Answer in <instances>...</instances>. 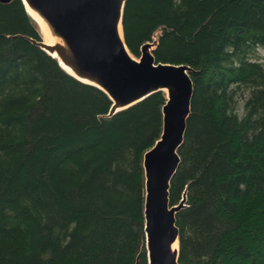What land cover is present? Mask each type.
Listing matches in <instances>:
<instances>
[{"label": "trees", "instance_id": "16d2710c", "mask_svg": "<svg viewBox=\"0 0 264 264\" xmlns=\"http://www.w3.org/2000/svg\"><path fill=\"white\" fill-rule=\"evenodd\" d=\"M135 58L186 65L190 115L169 201L179 264H264V0H126ZM20 36L0 2V264H147L143 154L162 131V92L105 118L111 101Z\"/></svg>", "mask_w": 264, "mask_h": 264}, {"label": "water", "instance_id": "95a60500", "mask_svg": "<svg viewBox=\"0 0 264 264\" xmlns=\"http://www.w3.org/2000/svg\"><path fill=\"white\" fill-rule=\"evenodd\" d=\"M10 1L0 0L5 4ZM20 1L24 8L26 5L39 15L51 36L61 43L49 45L41 39L20 37L55 59L77 81L103 91L111 101L103 117L111 118L159 91L167 93L160 137L143 154L142 161L145 252L147 264H179L176 215L185 207L186 192L176 205L170 204L169 196L191 111V68L155 61L153 51L158 44V33L141 47L139 58L131 55L122 26L126 0ZM138 262L137 257L135 264Z\"/></svg>", "mask_w": 264, "mask_h": 264}, {"label": "bare ground", "instance_id": "6f19581e", "mask_svg": "<svg viewBox=\"0 0 264 264\" xmlns=\"http://www.w3.org/2000/svg\"><path fill=\"white\" fill-rule=\"evenodd\" d=\"M24 9H25V12L27 13V15L30 17V19L33 20L37 24V26L39 27V30H40V32H41V34L43 36L42 41L45 44L53 45V44H56V43H61L60 40H58L57 38H54V37L51 36L50 32L48 31V28H47L46 24L39 18V15L35 11L31 10L26 5H25ZM118 33H119L120 39L122 40L123 39V37H122V29H121L120 25L118 27ZM53 56L56 57V55H53ZM56 59L59 60L57 57H56ZM59 63L67 72H69L71 74V71L67 67H65L60 60H59ZM159 92H162L165 95V99H166L167 93L165 91H159ZM174 246H175V244H174ZM137 257L139 258V255Z\"/></svg>", "mask_w": 264, "mask_h": 264}, {"label": "rangeland", "instance_id": "374dc122", "mask_svg": "<svg viewBox=\"0 0 264 264\" xmlns=\"http://www.w3.org/2000/svg\"><path fill=\"white\" fill-rule=\"evenodd\" d=\"M34 24H35V28H37L40 39L42 40L43 36L39 30V27L37 26V24L35 22H34ZM251 57H253V59L260 61L264 66V47H260V48L255 49L254 52L251 54Z\"/></svg>", "mask_w": 264, "mask_h": 264}]
</instances>
